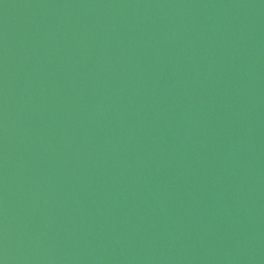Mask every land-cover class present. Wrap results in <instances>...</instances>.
Segmentation results:
<instances>
[{
    "label": "water",
    "instance_id": "water-1",
    "mask_svg": "<svg viewBox=\"0 0 264 264\" xmlns=\"http://www.w3.org/2000/svg\"><path fill=\"white\" fill-rule=\"evenodd\" d=\"M2 264H264V0H0Z\"/></svg>",
    "mask_w": 264,
    "mask_h": 264
},
{
    "label": "snow or ice",
    "instance_id": "snow-or-ice-1",
    "mask_svg": "<svg viewBox=\"0 0 264 264\" xmlns=\"http://www.w3.org/2000/svg\"><path fill=\"white\" fill-rule=\"evenodd\" d=\"M0 264H2V262H0Z\"/></svg>",
    "mask_w": 264,
    "mask_h": 264
}]
</instances>
